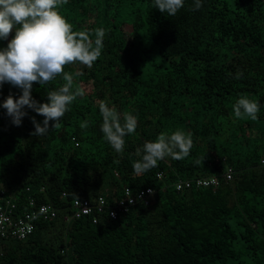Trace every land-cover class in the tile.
Masks as SVG:
<instances>
[{
  "label": "trees",
  "instance_id": "trees-1",
  "mask_svg": "<svg viewBox=\"0 0 264 264\" xmlns=\"http://www.w3.org/2000/svg\"><path fill=\"white\" fill-rule=\"evenodd\" d=\"M202 3L190 11L194 0H185L174 16L152 0L59 6L73 31L91 30L93 40L97 28L107 34L92 67L65 65L83 95L58 128L33 136L31 117L43 116L26 109L17 127L0 107V204L13 198L25 212L34 199L60 211L27 240L5 242L0 264H264V0ZM7 43L0 40V48ZM63 83L61 76L34 83L32 97L48 102L47 92ZM10 93L22 91L4 84L0 104ZM242 94L261 105L257 119L235 118ZM101 102L138 118L122 153L104 139ZM177 129L192 134L190 154L134 174L137 148ZM228 168L232 179L215 189H176L179 180ZM126 188L154 189L151 204L118 220L100 215L97 224L66 220L75 199L104 196L112 206Z\"/></svg>",
  "mask_w": 264,
  "mask_h": 264
},
{
  "label": "clouds",
  "instance_id": "clouds-1",
  "mask_svg": "<svg viewBox=\"0 0 264 264\" xmlns=\"http://www.w3.org/2000/svg\"><path fill=\"white\" fill-rule=\"evenodd\" d=\"M67 0H0V40L8 41L6 47L0 48V89L10 84L22 91L18 98L9 94L0 107L6 110L11 123L22 125L28 116L26 109H31L44 119L37 121L31 117L34 125L33 136L41 137L51 129L58 128L60 121L70 111L72 103L83 95L73 90V76L64 71L65 65L79 62L92 67L102 55L104 28L95 29V40L91 39V30L73 31V26L60 14L58 8ZM185 0H152L153 8L174 16L184 7ZM203 7L202 0H194L190 11ZM14 33V35H12ZM12 37L9 39V37ZM61 76L64 83L57 89L47 92L48 102L40 103L32 97L34 83L49 84ZM243 76L237 71L236 79ZM261 105L255 99L242 94L234 105L237 119H257ZM103 118L101 131L104 139L117 152L122 153L126 143L125 137L135 133L138 118L130 112L121 114L116 107L107 102L99 105ZM85 127V125H81ZM194 140L192 134L177 129L169 134L160 133L154 141H146L137 148L140 159L133 162L134 174L150 171L166 157L180 160L190 154ZM264 164V160L261 161ZM152 193V189L148 190Z\"/></svg>",
  "mask_w": 264,
  "mask_h": 264
},
{
  "label": "built area",
  "instance_id": "built-area-1",
  "mask_svg": "<svg viewBox=\"0 0 264 264\" xmlns=\"http://www.w3.org/2000/svg\"><path fill=\"white\" fill-rule=\"evenodd\" d=\"M264 160V159H262ZM264 165V164H263ZM162 174L158 178L162 179ZM233 177L231 168L226 169L222 175L200 177L194 179H182L176 184L177 191L196 188H217L220 179L230 181ZM146 188L134 191L126 188L122 197L116 204L110 206L104 196H99L95 200L78 198L75 199L66 210V220L91 219L93 224H97L100 215L107 214L111 220H118L121 215L130 213L138 205L149 206L155 190L149 193ZM4 192H2V196ZM28 211H21L13 198H5L0 204V252L5 242L9 240H27L35 231L39 222H48L58 217V208L50 204H37L34 199L29 200Z\"/></svg>",
  "mask_w": 264,
  "mask_h": 264
}]
</instances>
